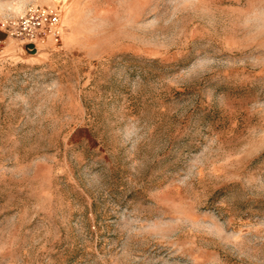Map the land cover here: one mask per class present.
Returning a JSON list of instances; mask_svg holds the SVG:
<instances>
[{"label": "rangeland", "instance_id": "374dc122", "mask_svg": "<svg viewBox=\"0 0 264 264\" xmlns=\"http://www.w3.org/2000/svg\"><path fill=\"white\" fill-rule=\"evenodd\" d=\"M56 8L0 46V264H264V0Z\"/></svg>", "mask_w": 264, "mask_h": 264}, {"label": "built area", "instance_id": "2783aa9c", "mask_svg": "<svg viewBox=\"0 0 264 264\" xmlns=\"http://www.w3.org/2000/svg\"><path fill=\"white\" fill-rule=\"evenodd\" d=\"M0 34V46L12 40L25 48L32 45L37 51L45 46L58 47L64 29L56 7L31 3L4 16L0 20Z\"/></svg>", "mask_w": 264, "mask_h": 264}, {"label": "crops", "instance_id": "0c3cea01", "mask_svg": "<svg viewBox=\"0 0 264 264\" xmlns=\"http://www.w3.org/2000/svg\"><path fill=\"white\" fill-rule=\"evenodd\" d=\"M65 2L66 0H7L4 5V9H5L4 16L12 12H15L31 3H39L47 6L61 7Z\"/></svg>", "mask_w": 264, "mask_h": 264}, {"label": "water", "instance_id": "95a60500", "mask_svg": "<svg viewBox=\"0 0 264 264\" xmlns=\"http://www.w3.org/2000/svg\"><path fill=\"white\" fill-rule=\"evenodd\" d=\"M26 50L31 52V53H35L36 52L32 45H27L26 46Z\"/></svg>", "mask_w": 264, "mask_h": 264}]
</instances>
